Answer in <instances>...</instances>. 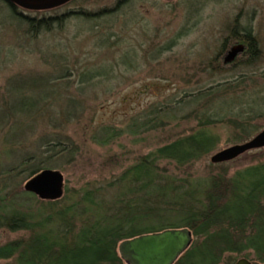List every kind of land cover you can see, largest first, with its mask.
<instances>
[{"label":"rangeland","instance_id":"374dc122","mask_svg":"<svg viewBox=\"0 0 264 264\" xmlns=\"http://www.w3.org/2000/svg\"><path fill=\"white\" fill-rule=\"evenodd\" d=\"M16 12L67 16L51 31L31 35L0 0V195H17L20 209L32 212L49 200L25 189L33 166L62 176L57 201L69 202L92 189L109 198L113 191L108 184L141 155L195 128V113L207 108L189 100L196 91L242 80L230 92L232 99L252 98L264 109V0H75L51 10L16 7ZM232 26L251 29L263 58L249 70L237 66L235 71L212 72L208 62L231 43ZM83 73L82 82L78 76ZM33 83H45L41 89L47 103L25 105L13 97L23 89L24 96L36 99L37 90L29 87ZM162 103L175 107L177 117L156 130L124 132L143 110ZM252 125L263 129L264 117ZM105 126L124 131L108 143L99 142ZM211 130L219 136L212 152L182 167L163 161L159 166L165 174L193 181L264 160L260 148L211 162L216 153L242 143L229 126ZM53 138H61L68 150H49L45 142ZM27 235L0 229V244ZM240 257H228L224 264Z\"/></svg>","mask_w":264,"mask_h":264},{"label":"trees","instance_id":"16d2710c","mask_svg":"<svg viewBox=\"0 0 264 264\" xmlns=\"http://www.w3.org/2000/svg\"><path fill=\"white\" fill-rule=\"evenodd\" d=\"M3 1L12 17L25 24L31 35L51 31L67 17H30L17 13L15 5ZM228 33L231 43L208 62L212 72L255 67L263 55L251 29L243 26L237 30L232 26ZM235 46L240 49L230 57L225 55ZM85 74L78 76L81 81ZM241 81L237 85L225 82L190 95L191 103L207 107L195 113V128L141 155L108 184L113 193L107 199L98 194V189L83 190L69 202L57 198L42 201L31 212L19 208L17 195H0V229L28 233L0 244V261L5 262L0 264H127L117 250L121 241L169 228H188L193 238L174 264H224L226 258L234 261L240 256L254 264H264V160L232 174L223 170L193 181L177 180L159 166L166 161L182 167L208 155L219 143V136L211 130L214 126L231 127L235 140L242 142L264 129L257 130L252 125L254 119L264 117L258 101L250 97L245 101L244 96L232 99L230 92L238 89ZM43 85L30 84L33 91L37 90L36 99L24 96L23 89L13 97L25 105L47 103ZM217 99L220 100L216 102ZM175 109L167 103L151 105L132 119L125 131L103 127L99 142L108 143L123 131L136 135L162 128L177 117ZM41 110L39 107L33 117ZM45 145L49 150H68L61 138L47 140ZM46 170L49 169L33 166L29 178Z\"/></svg>","mask_w":264,"mask_h":264},{"label":"water","instance_id":"95a60500","mask_svg":"<svg viewBox=\"0 0 264 264\" xmlns=\"http://www.w3.org/2000/svg\"><path fill=\"white\" fill-rule=\"evenodd\" d=\"M12 5L29 11H45L60 7L72 0H6ZM264 148V129L240 144L224 149L210 160L213 163L230 161L239 154ZM62 176L46 170L31 178L25 185L26 191L35 193L44 199H55L61 195ZM192 234L188 228H169L155 233L142 234L121 241L117 250L127 264H174L189 248ZM235 264H254L241 257Z\"/></svg>","mask_w":264,"mask_h":264}]
</instances>
